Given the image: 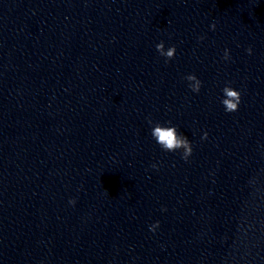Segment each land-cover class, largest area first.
<instances>
[{"label":"clouds","instance_id":"1","mask_svg":"<svg viewBox=\"0 0 264 264\" xmlns=\"http://www.w3.org/2000/svg\"><path fill=\"white\" fill-rule=\"evenodd\" d=\"M212 30H215V23L211 26ZM200 40H203L204 37H199ZM156 51L160 56L165 58V63H168L172 59H174L176 54V47L170 46L165 49V44L163 41L157 43L155 45ZM249 55L252 54V49L249 47L247 50ZM223 59L225 61L230 59L229 50L225 49ZM186 81H188L189 89L194 93H199L202 87V81L197 78L195 74H188L184 77ZM223 98L221 99V104L224 106V109L228 113H232L238 110L239 105L241 104L242 94L240 91L234 89L231 84H226L223 89ZM148 123L152 125L151 135L153 139L157 142L160 148L165 152H176L178 150H182L181 158L185 161H188L189 157L193 153V147L188 138L178 132L175 126H165L159 122L153 124L152 120L149 119ZM171 122H168L170 124ZM208 133L205 132L202 136V139H207ZM153 168H156L157 165L153 164ZM70 204L74 205L76 203L75 200H70ZM166 210V209H164ZM159 227V222L157 221L155 224L149 226V230L155 232L156 228Z\"/></svg>","mask_w":264,"mask_h":264}]
</instances>
